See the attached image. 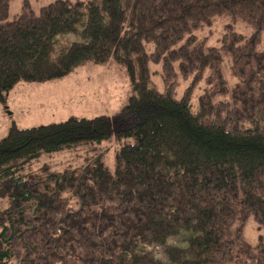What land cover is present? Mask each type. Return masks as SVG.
Returning a JSON list of instances; mask_svg holds the SVG:
<instances>
[{"label": "trees", "instance_id": "16d2710c", "mask_svg": "<svg viewBox=\"0 0 264 264\" xmlns=\"http://www.w3.org/2000/svg\"><path fill=\"white\" fill-rule=\"evenodd\" d=\"M10 1L0 0V102L21 80L111 59L131 95L117 122L10 126L0 139V264H264V235L253 245L244 235L252 216L264 229V0H54L9 20ZM217 15L255 31L226 24L219 46H207L197 31ZM69 33L76 39H58ZM207 71L194 107L193 83ZM179 74L192 78L180 97ZM112 138L113 170L99 150ZM82 145V164L32 168L43 153ZM173 235L186 243L169 244Z\"/></svg>", "mask_w": 264, "mask_h": 264}, {"label": "rangeland", "instance_id": "374dc122", "mask_svg": "<svg viewBox=\"0 0 264 264\" xmlns=\"http://www.w3.org/2000/svg\"><path fill=\"white\" fill-rule=\"evenodd\" d=\"M53 1L11 0L8 19L12 20L20 14L25 4V7H30L39 13L42 6ZM226 24H233L234 29L246 36L252 35L255 31L245 20L234 21L225 16L217 15L210 26H204L197 31V34L205 40L207 46H219ZM58 39L62 43L69 42L75 40L76 35L73 33L61 34ZM257 48L264 50V30L261 33ZM151 68L154 72L153 84L159 90L164 91L167 84L163 81L162 71L154 64L151 65ZM223 71L226 75L224 67ZM207 76L208 71L201 79L193 83L192 102L194 107L199 96L208 87ZM174 78L176 96L180 97L191 85L192 78H183L180 74ZM229 83L232 84L231 81ZM130 95L131 85L125 67L112 59L102 64L89 61L84 65L75 67L61 78L46 82L21 80L8 92L7 101L5 103L0 102V139L8 133L13 124L19 127H29L64 120L71 115L93 117L99 114H107L114 122H117V114L127 103ZM119 147L120 143L114 138L99 144V150L105 152L104 161L112 170L114 169L115 153ZM87 148V146L82 145L60 152L43 153L33 161L32 168L36 169L43 164H48L54 169L62 170L67 165L82 164L88 155ZM7 205V198L0 197V210ZM244 235L252 245L259 240L261 235H264V229L260 227L253 216L246 223ZM173 236H170L169 244L179 242L184 245L186 243L185 241L180 242L178 236ZM150 247L157 257L165 259L162 245L153 244ZM16 263L14 260L11 264Z\"/></svg>", "mask_w": 264, "mask_h": 264}]
</instances>
